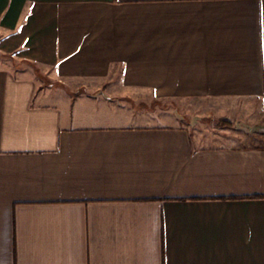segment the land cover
<instances>
[{
    "label": "crops",
    "instance_id": "obj_1",
    "mask_svg": "<svg viewBox=\"0 0 264 264\" xmlns=\"http://www.w3.org/2000/svg\"><path fill=\"white\" fill-rule=\"evenodd\" d=\"M5 58L0 264H264V0H0Z\"/></svg>",
    "mask_w": 264,
    "mask_h": 264
},
{
    "label": "rangeland",
    "instance_id": "obj_2",
    "mask_svg": "<svg viewBox=\"0 0 264 264\" xmlns=\"http://www.w3.org/2000/svg\"><path fill=\"white\" fill-rule=\"evenodd\" d=\"M8 65L11 66V63L8 59H0V67H7ZM147 100V99H146ZM225 122L224 120H219V121H216V127L217 128H229V127H232L233 124L227 122V123H223Z\"/></svg>",
    "mask_w": 264,
    "mask_h": 264
},
{
    "label": "trees",
    "instance_id": "obj_3",
    "mask_svg": "<svg viewBox=\"0 0 264 264\" xmlns=\"http://www.w3.org/2000/svg\"><path fill=\"white\" fill-rule=\"evenodd\" d=\"M223 123H227V122H223Z\"/></svg>",
    "mask_w": 264,
    "mask_h": 264
}]
</instances>
